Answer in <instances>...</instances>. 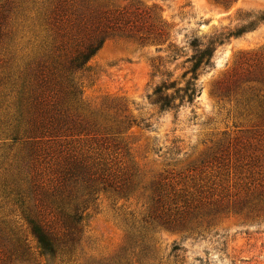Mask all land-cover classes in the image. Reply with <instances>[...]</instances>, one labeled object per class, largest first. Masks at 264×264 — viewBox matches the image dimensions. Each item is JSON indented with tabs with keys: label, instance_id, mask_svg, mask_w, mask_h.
I'll return each mask as SVG.
<instances>
[{
	"label": "trees",
	"instance_id": "16d2710c",
	"mask_svg": "<svg viewBox=\"0 0 264 264\" xmlns=\"http://www.w3.org/2000/svg\"><path fill=\"white\" fill-rule=\"evenodd\" d=\"M214 1L228 5L237 0ZM117 2H44L40 15L47 45L45 52L33 61L30 112L20 126L10 133L6 131L5 140L13 144L9 149L18 146V154L6 163L7 167L0 164L2 172L9 174L4 182L14 188L10 194L14 195L21 219L36 242L38 257L21 228L11 219L0 218V264H42L38 258L43 259L44 264L69 260L84 240L86 213L101 194L127 199L147 193L150 210L138 233L131 229V233L125 235V246L117 258L87 259L91 264L154 263L157 257L151 235L157 229L198 234L205 221L197 211L210 205L215 197L217 201H213V205L242 194L243 198L234 203L238 207L232 211L226 207V213L242 215L245 212L247 218L264 214V164H260L263 156L257 154L255 145L226 137L217 141L187 169L198 173L199 177L210 169L211 174L199 179L203 184L192 178V186L187 187L186 183L176 182L167 175L144 186L135 167L124 162L128 152L119 140L133 127H140L141 122L124 116L117 120L114 129H105L109 133L102 134L96 124L80 113L83 102L80 77L89 71L88 63L107 41L123 39L142 47L168 44L172 60L183 52H177L169 43L170 27L159 17L156 7L147 8L139 2L118 5ZM12 6V0H0V46L8 34ZM240 21L238 27L216 33L205 42L192 39L188 43L191 55L185 56L184 61L188 67L178 79H173L171 72H161L158 66L152 65V77L163 78L150 95L152 105L160 113L176 115L184 106L193 107L201 94L199 77L214 67L217 48L264 24V15H251ZM252 61L253 72L245 77L234 74L226 82L229 88L225 92H229L231 86L240 90L246 97L243 102L246 107L256 100L254 110L264 123V101L259 95L264 94V53L254 56ZM249 83H256L258 88H240ZM113 109L124 114L126 105L122 103ZM260 168L263 172L255 171ZM231 175L237 182L229 186ZM206 224L209 226L210 222ZM179 251L174 246L170 256L176 260Z\"/></svg>",
	"mask_w": 264,
	"mask_h": 264
},
{
	"label": "rangeland",
	"instance_id": "374dc122",
	"mask_svg": "<svg viewBox=\"0 0 264 264\" xmlns=\"http://www.w3.org/2000/svg\"><path fill=\"white\" fill-rule=\"evenodd\" d=\"M12 1L8 34L0 46L2 167H7L6 163L18 154V146L9 149L13 144L5 140L6 131L10 133L28 117L33 91V61L45 52L47 45L40 15L46 0ZM130 2H139L147 8L156 7L159 17L170 27L169 43L177 52H183L172 60L168 44L142 47L123 39L107 41L88 63L89 71L80 77L83 101L80 113L83 117L96 124L102 134L109 133L105 129H114L117 120L124 116L141 122L140 127H133L119 140L128 152L124 162L135 167L144 186L167 175L176 182L186 183L187 187L192 186V178L203 184L199 179L211 174L210 169L202 177L187 169L224 137L255 145L257 154L263 156L260 163L263 165L264 123L254 110L256 100L246 107V97L240 90L231 86L229 92L225 91L229 88L226 82L234 74L245 77L253 72L254 56L264 53V24L217 48L214 67L199 77L201 94L193 107L184 106L176 115L160 113L152 105L150 95L163 79L152 77V65L158 66L161 72H171L173 79H178L188 67L184 61L185 56L191 55L188 43L192 39L205 42L216 33L238 27L240 19L264 15V0H237L228 5L214 0H118L117 4ZM247 87L258 88L256 83L240 88ZM259 95L264 101V94ZM122 103L126 105L124 114L113 109ZM21 127L24 129L25 126L21 124ZM262 168L255 171L263 172ZM8 179L9 174L0 169V218L11 219L21 228L38 257L36 242L21 219L14 195L10 194L14 188L7 187L4 182ZM235 182L231 175L228 185ZM147 195L122 199L101 194L95 206L86 213L81 247L69 260L63 259L57 264H91L87 259L108 261L117 258L125 246V235L131 233V229L137 234L143 218L149 216ZM242 198L240 194L213 205L211 203L217 201L215 197L210 205L201 207L197 213L203 216L205 223L198 234H176L161 229L152 235L149 232L157 257L152 264H264V214L259 218H247L245 212L235 215L224 210L227 207L232 211L238 207L234 203ZM210 214L213 216L207 218ZM174 246L180 249L176 260L170 256ZM82 254L84 259L80 257ZM128 254L130 258V251ZM38 261L44 264L43 259L38 258Z\"/></svg>",
	"mask_w": 264,
	"mask_h": 264
}]
</instances>
